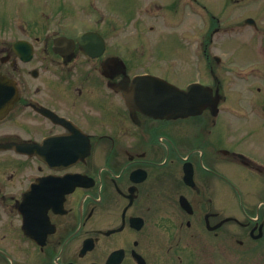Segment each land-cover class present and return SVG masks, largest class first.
<instances>
[{
    "label": "flooded vegetation",
    "instance_id": "flooded-vegetation-1",
    "mask_svg": "<svg viewBox=\"0 0 264 264\" xmlns=\"http://www.w3.org/2000/svg\"><path fill=\"white\" fill-rule=\"evenodd\" d=\"M188 1L120 9L173 12L176 55L0 14V264H264V0ZM139 75L199 83L201 111L148 115Z\"/></svg>",
    "mask_w": 264,
    "mask_h": 264
},
{
    "label": "rangeland",
    "instance_id": "rangeland-1",
    "mask_svg": "<svg viewBox=\"0 0 264 264\" xmlns=\"http://www.w3.org/2000/svg\"><path fill=\"white\" fill-rule=\"evenodd\" d=\"M124 2L125 0H2L0 14L7 18L12 13V7L17 5L24 14L28 15L33 12L32 16L34 17L35 13L34 18L38 23L53 22L52 27H57L59 25L57 21L61 19L65 25V29L61 31L66 30L71 34L95 25L97 20H100V29H103L106 24L112 21H117L121 22L120 25L109 36L112 40L110 42L114 44H120L123 48L125 46L127 48L131 47L132 50H135L138 45V53L176 55L182 52V44L176 38L177 30H174L173 27L175 19L173 12L161 11L156 18H149L147 14L134 12L133 10L132 15L127 19L129 23L123 24L124 20L121 15L124 14L121 10L125 5ZM136 2L141 4L139 1ZM151 27H153V30ZM182 28H184V31H188L189 22L182 24ZM113 39H116V41H113ZM187 42V40H183L182 43L187 44ZM141 44H145L143 49L140 46ZM186 53H188V50H186ZM237 55L239 60L246 58L244 54ZM195 74V69L189 64L185 70L179 71L176 78H168L176 81V79H186V76Z\"/></svg>",
    "mask_w": 264,
    "mask_h": 264
},
{
    "label": "water",
    "instance_id": "water-1",
    "mask_svg": "<svg viewBox=\"0 0 264 264\" xmlns=\"http://www.w3.org/2000/svg\"><path fill=\"white\" fill-rule=\"evenodd\" d=\"M94 37L99 42V51H97V54H100L103 50L104 42L98 34H84V36L79 37V41L83 42V40H86L93 43L95 42ZM64 38L61 37L58 40ZM90 54H93V52ZM134 81L139 85L143 82L150 87L148 88L147 97H145L146 107L143 109L146 113L155 117L174 118L200 112V109L198 110L199 100L196 99L199 89L196 87L190 88L187 91L180 90L163 79L147 76L138 77ZM10 84L12 83L7 78L5 80L0 78V85L9 86Z\"/></svg>",
    "mask_w": 264,
    "mask_h": 264
}]
</instances>
